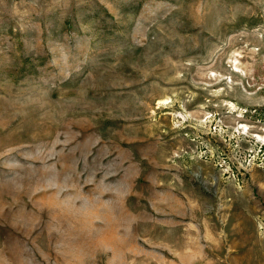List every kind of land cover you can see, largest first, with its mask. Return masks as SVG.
<instances>
[{
    "label": "rangeland",
    "instance_id": "1",
    "mask_svg": "<svg viewBox=\"0 0 264 264\" xmlns=\"http://www.w3.org/2000/svg\"><path fill=\"white\" fill-rule=\"evenodd\" d=\"M0 264H264V0H0Z\"/></svg>",
    "mask_w": 264,
    "mask_h": 264
}]
</instances>
